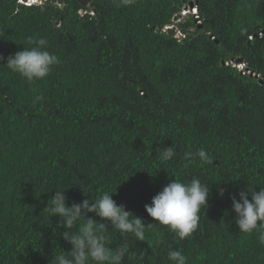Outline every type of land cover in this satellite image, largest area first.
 Listing matches in <instances>:
<instances>
[{"label":"trees","instance_id":"16d2710c","mask_svg":"<svg viewBox=\"0 0 264 264\" xmlns=\"http://www.w3.org/2000/svg\"><path fill=\"white\" fill-rule=\"evenodd\" d=\"M23 1L0 0V264H51L71 250L44 209L62 190L69 206L116 191L150 224L137 241L101 221L110 247L127 244L123 264H171L169 250L187 264H264L258 234L239 232L232 211V197L264 188V0ZM190 2L198 19L175 24ZM173 25L182 39L165 31ZM28 37L60 61L33 83L2 66ZM200 149L210 163L185 158ZM194 178L210 193L181 240L145 205Z\"/></svg>","mask_w":264,"mask_h":264},{"label":"clouds","instance_id":"9594fccd","mask_svg":"<svg viewBox=\"0 0 264 264\" xmlns=\"http://www.w3.org/2000/svg\"><path fill=\"white\" fill-rule=\"evenodd\" d=\"M42 1L24 0L21 3L32 6L40 5ZM132 2L133 0H120L121 5H130ZM189 14L198 19L196 3L190 2L183 8L176 15L181 18L174 23L181 22ZM172 27L177 28L173 37L182 39L184 35L176 25L167 26L165 31ZM27 43L31 45L30 48L24 47L23 50L8 56L6 65L2 66L12 73L19 74L26 82L33 83L46 78L60 61L57 55L46 50L45 38L28 37ZM4 59L0 55V61ZM238 67L243 69L244 65L241 63ZM175 155V145L165 147L158 153L159 158L165 162ZM185 158H197L201 163L211 162L204 149L194 154L186 153ZM115 192H103L96 199H84L69 206L64 190L55 191V195L48 200L44 209L49 218L59 217L58 226L65 229L62 238L71 245V250L52 257L51 264H123L129 252L127 244L115 249L110 247L109 227L101 221L109 222L110 229L116 230L122 237L131 235L137 241H145V232L150 224L146 226L143 218L125 210L124 205H118L112 198ZM209 193L208 185L198 178L188 182L174 179L153 196L151 204L145 205V211L153 221L166 226L169 232L183 240L196 230L199 213L202 208L207 207ZM223 194L221 190L220 195ZM249 194L251 200L248 198ZM232 211L236 213L235 223L239 232L244 234L256 232L259 244L264 246V188L260 187L258 192L255 189L242 191L239 193V200L232 197ZM88 213H94L100 220L85 218ZM82 220L84 223L81 225L79 222ZM167 259L171 264H187V257L180 250H169Z\"/></svg>","mask_w":264,"mask_h":264},{"label":"water","instance_id":"95a60500","mask_svg":"<svg viewBox=\"0 0 264 264\" xmlns=\"http://www.w3.org/2000/svg\"><path fill=\"white\" fill-rule=\"evenodd\" d=\"M82 3L86 5L88 2L87 1H82ZM180 18H181L180 16H175L174 17V22H178ZM176 32H177V28L176 27H172V28H169L167 30V33L169 34V36H174L176 34ZM211 38H213V36H211Z\"/></svg>","mask_w":264,"mask_h":264}]
</instances>
